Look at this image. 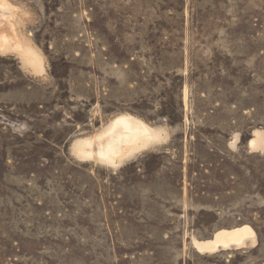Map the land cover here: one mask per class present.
Listing matches in <instances>:
<instances>
[{
    "label": "rangeland",
    "instance_id": "1",
    "mask_svg": "<svg viewBox=\"0 0 264 264\" xmlns=\"http://www.w3.org/2000/svg\"><path fill=\"white\" fill-rule=\"evenodd\" d=\"M2 36L44 68L0 47V264H264V0H0ZM122 117L163 139L75 152Z\"/></svg>",
    "mask_w": 264,
    "mask_h": 264
},
{
    "label": "bare ground",
    "instance_id": "2",
    "mask_svg": "<svg viewBox=\"0 0 264 264\" xmlns=\"http://www.w3.org/2000/svg\"><path fill=\"white\" fill-rule=\"evenodd\" d=\"M10 44L22 52L24 61L26 60L34 69L43 70L44 67H42L41 59L37 53L31 47L25 46L18 37L8 39L2 36L0 38V47L3 48ZM163 133L164 128L162 127L150 126L137 118L122 117L113 120L94 138H83L77 141L74 150L81 157H94L115 166L136 152L160 142L163 139ZM260 138V133L257 132V138L250 140V146H257ZM256 239L255 230L250 225L244 224L220 232L214 241L208 240L199 243V247L201 249L213 247L216 249L219 246L239 248L256 242Z\"/></svg>",
    "mask_w": 264,
    "mask_h": 264
}]
</instances>
